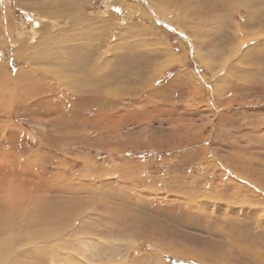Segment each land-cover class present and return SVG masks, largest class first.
<instances>
[{
    "label": "rangeland",
    "instance_id": "374dc122",
    "mask_svg": "<svg viewBox=\"0 0 264 264\" xmlns=\"http://www.w3.org/2000/svg\"><path fill=\"white\" fill-rule=\"evenodd\" d=\"M204 2L0 0L18 261L264 264V0Z\"/></svg>",
    "mask_w": 264,
    "mask_h": 264
},
{
    "label": "bare ground",
    "instance_id": "6f19581e",
    "mask_svg": "<svg viewBox=\"0 0 264 264\" xmlns=\"http://www.w3.org/2000/svg\"><path fill=\"white\" fill-rule=\"evenodd\" d=\"M182 3H180L181 5H187V7H188V5H191V6H193L194 4H196V3H199V2H201V3H205L204 2V0H180ZM192 3H194L193 5H192ZM58 4V3H57ZM56 4V5H57ZM56 7V6H55ZM58 7V6H57ZM85 23V22H84ZM85 25H87V23L85 24ZM76 26H78V25H76ZM89 28V27H88ZM88 30V29H87ZM88 32V31H87ZM94 36H99V34H98V32L96 31V34H93ZM76 36H77V34H76ZM50 39V38H49ZM47 41V40H46ZM43 45V44H42ZM82 48V47H81ZM63 49V48H62ZM61 50V49H60ZM65 52V51H64ZM42 53V52H41ZM58 53V52H57ZM59 54V53H58ZM61 54V53H60ZM71 54H72V52H71ZM74 54V53H73ZM44 55V54H43ZM42 55V56H43ZM63 55V54H62ZM61 55V56H62ZM67 55V54H66ZM69 55V54H68ZM54 57V56H53ZM39 60V59H38ZM59 60V59H58ZM57 60V61H58ZM65 60V59H64ZM176 59H174V57H173V62H176L175 61ZM262 60V59H261ZM37 61V60H36ZM42 62H44V61H42ZM99 67H101V66H99ZM103 67V66H102ZM262 71V70H261ZM99 72V71H98ZM118 72V71H117ZM28 74V73H27ZM111 74V73H110ZM107 75V74H106ZM89 76V75H88ZM96 75H92V77H94V79L95 78H97V77H95ZM111 76V75H110ZM109 76V77H110ZM113 76V75H112ZM50 77V76H49ZM91 77V78H92ZM108 77V78H109ZM23 78H24V81H26V78L24 77V76H21V80H23ZM58 78V77H57ZM86 78V77H85ZM106 79V78H105ZM110 79V78H109ZM85 81H86V79H85ZM23 82V81H22ZM26 84V86H28V83H25ZM17 85H19L18 83H16V87H17ZM44 86V85H43ZM42 86V87H43ZM47 88H48V86H46ZM56 87V86H55ZM20 88V87H19ZM31 88V87H30ZM44 88V87H43ZM43 88H41L42 90H43ZM21 89V88H20ZM38 89V88H37ZM41 89H39V90H41ZM51 89H52V86H51ZM242 90V89H241ZM36 91V90H35ZM45 91V93H47L46 92V90H44ZM244 91V90H243ZM246 91V90H245ZM24 92V91H23ZM26 92V91H25ZM28 92V91H27ZM30 93V92H29ZM25 94H27V93H25ZM31 94H32V90H31ZM29 95V94H28ZM77 96V95H76ZM6 97V96H5ZM26 97H28V96H26ZM29 97H31V95L29 96ZM97 98V97H96ZM99 98V97H98ZM77 99V98H76ZM94 100V99H93ZM96 100V99H95ZM94 100V101H95ZM99 100H100V98H99ZM101 101V100H100ZM88 102V101H87ZM95 103V102H94ZM96 104V103H95ZM103 104V103H102ZM93 105V104H92ZM75 112V111H74ZM234 186V185H233ZM6 191H7V189H6ZM8 192H11V191H8ZM5 194H6V192H5ZM8 195H9V193L7 194V197H8ZM11 196H9L8 197V199H1L0 200V264H11V262H12V264H25L23 261H18V256H20L21 255V249H16V251L14 250V247H12V244L13 243H18V239H21V238H23L22 236L21 237H17L15 234H16V232L18 231V230H22V229H27L28 230V232L29 231H31L32 233H35L34 235L36 236V237H38L39 239H41L42 237H40V236H42V235H46L47 234V232H46V230L42 233V234H40L39 233V231H35V228H37V227H39L41 224H43V225H46L47 223H48V221H45V222H41V223H39V221L37 220V221H34L31 225H29V226H26V225H24V226H21L20 224H19V222L17 221V219H15V218H13V219H11V218H9V215H8V212L9 211H11L12 210V208H13V211H15L16 209H18L20 212L22 211V209L26 206V205H28V204H31V205H33V209L41 216V217H46V216H54V217H57V216H59L60 215V213L62 212V210L63 209H65V208H68L69 206L65 203L64 204V202L63 203H58V204H53L52 202H50V203H44V202H42V201H39V200H36L35 202L34 201H32V200H30L29 202H25L24 203V205H22V204H20V203H18V204H16V205H14V203L17 201L16 200V198L15 197H12V194H10ZM25 201H27V200H25ZM24 202V201H23ZM68 203V202H67ZM37 209H42V211H40V212H38L37 211ZM116 212V211H115ZM10 220H11V223H10ZM231 223V222H230ZM155 228V227H154ZM8 232V235L9 236H12V241L11 242H9V243H7V238H1V235H3V233H7ZM30 236V235H29ZM38 239V240H39ZM44 238H42V240H43ZM24 241V240H23ZM25 242H26V239H25ZM24 242V243H25ZM29 242H30V244L31 243H34L35 242V239L34 238H29ZM27 244V243H26ZM44 244V243H43ZM48 245V244H47ZM14 246V245H13ZM32 246V245H31ZM36 247V246H35ZM5 249H7L8 251H11V253H10V257H7V260L8 259H10V261L9 262H6V263H4V257H5V255L3 254L4 252H5ZM43 249V248H42ZM51 249V248H50ZM14 251H15V253H14ZM30 252V251H29ZM49 252H52V251H49ZM3 254V255H2ZM15 254V255H14ZM46 254H48V253H46ZM45 254V255H46ZM34 263V262H33ZM32 264V263H31Z\"/></svg>",
    "mask_w": 264,
    "mask_h": 264
}]
</instances>
